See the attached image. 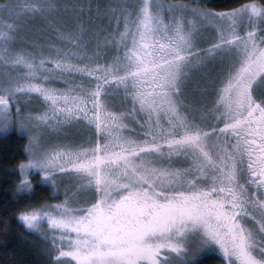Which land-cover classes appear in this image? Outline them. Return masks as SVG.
I'll use <instances>...</instances> for the list:
<instances>
[{
    "label": "snow or ice",
    "instance_id": "snow-or-ice-1",
    "mask_svg": "<svg viewBox=\"0 0 264 264\" xmlns=\"http://www.w3.org/2000/svg\"><path fill=\"white\" fill-rule=\"evenodd\" d=\"M0 125L39 264H264V0H0Z\"/></svg>",
    "mask_w": 264,
    "mask_h": 264
},
{
    "label": "trees",
    "instance_id": "trees-1",
    "mask_svg": "<svg viewBox=\"0 0 264 264\" xmlns=\"http://www.w3.org/2000/svg\"><path fill=\"white\" fill-rule=\"evenodd\" d=\"M200 3L210 7H230L234 0H200ZM26 143V136L15 129L0 131V264H39L40 261V257L28 244V233L17 216L29 200L13 196L15 185L20 179L17 165L27 157L24 151ZM32 179L35 185L31 196L33 202L53 199L50 194L51 185L40 180L39 172ZM199 264H219V260L209 252L199 257Z\"/></svg>",
    "mask_w": 264,
    "mask_h": 264
},
{
    "label": "rangeland",
    "instance_id": "rangeland-1",
    "mask_svg": "<svg viewBox=\"0 0 264 264\" xmlns=\"http://www.w3.org/2000/svg\"><path fill=\"white\" fill-rule=\"evenodd\" d=\"M194 2V1H193ZM0 127H2V125H0ZM9 129H15L16 130V128L15 127H12V128H9ZM8 129V130H9ZM17 131V130H16ZM1 132H5V131H1ZM7 132V131H6ZM18 132V131H17ZM18 133H20V134H22V135H25L26 136V133L25 132H23V130H21L20 132H18ZM53 139H55V137H53ZM28 144V140H27V143H26V145ZM26 159H27V157H26ZM36 172H39V170H37Z\"/></svg>",
    "mask_w": 264,
    "mask_h": 264
}]
</instances>
